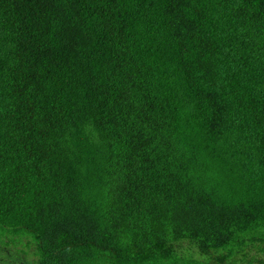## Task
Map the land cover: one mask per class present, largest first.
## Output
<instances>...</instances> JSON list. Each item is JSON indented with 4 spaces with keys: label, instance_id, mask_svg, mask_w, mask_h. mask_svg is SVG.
<instances>
[{
    "label": "trees",
    "instance_id": "trees-1",
    "mask_svg": "<svg viewBox=\"0 0 264 264\" xmlns=\"http://www.w3.org/2000/svg\"><path fill=\"white\" fill-rule=\"evenodd\" d=\"M183 241L264 254V0H0V245L184 264Z\"/></svg>",
    "mask_w": 264,
    "mask_h": 264
},
{
    "label": "rangeland",
    "instance_id": "rangeland-1",
    "mask_svg": "<svg viewBox=\"0 0 264 264\" xmlns=\"http://www.w3.org/2000/svg\"><path fill=\"white\" fill-rule=\"evenodd\" d=\"M178 252L184 264H208L207 259H201L195 247L186 241L179 243ZM33 259L30 252H23L20 247L15 249L0 245V264H34ZM250 261H253V264H264V254L261 253L259 257L250 256L243 264H251Z\"/></svg>",
    "mask_w": 264,
    "mask_h": 264
}]
</instances>
